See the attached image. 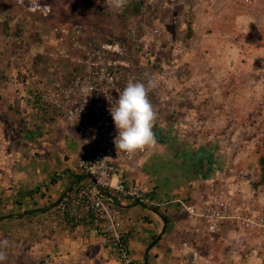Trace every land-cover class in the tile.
I'll use <instances>...</instances> for the list:
<instances>
[{"label":"crops","instance_id":"1","mask_svg":"<svg viewBox=\"0 0 264 264\" xmlns=\"http://www.w3.org/2000/svg\"><path fill=\"white\" fill-rule=\"evenodd\" d=\"M88 35L100 40L95 30L88 29ZM33 48L35 55L29 57L30 63L20 61V67L27 68L23 70L28 77L23 78L13 92L6 88L7 92L2 94L13 98L7 110L15 109L18 120L26 128L23 132L17 128L13 134L10 131V135L0 136V160L6 156L2 154L3 143L10 142L9 148L17 153L3 166L9 165V169L0 176V206L5 213L0 214V218L4 217L0 222V240L15 236L19 230L20 235L26 236L17 249L22 264H120L112 252L101 245L99 237L86 228L71 236L51 234L44 238H37L31 232L30 221L56 205L69 188L75 186L74 190L79 185L92 183L91 177L79 173L77 161L95 150L58 111L46 107L36 110L33 106L37 88H58L83 70L82 55L59 43L53 30L46 27L33 29ZM113 59L121 61L118 55ZM154 101L158 105L163 102L159 94L154 95ZM164 108V105L159 108L153 127L157 144L147 148V153L136 162L115 161L123 169L128 185L141 186L147 197L162 203L155 208L114 195L115 203L121 206L125 216L145 220L143 225L135 227L130 226L126 217L122 222V226L129 229L127 240L132 254L142 264H264V246L257 235L226 224L209 236L202 220L190 217L174 201L184 199L200 211L199 195L212 187L228 196L229 168L221 167V171L217 166L218 151L209 149L204 155L208 161L203 164L200 151L183 149L186 146V141L180 140L183 135H171L169 130L163 129L166 122L162 123L174 116L169 126L175 124L177 110L166 113ZM85 119L94 120L92 115ZM1 127L0 121V130ZM159 129L166 134H158ZM22 141L28 147L26 151L20 147L19 153L15 144ZM23 159L26 160L22 162Z\"/></svg>","mask_w":264,"mask_h":264},{"label":"rangeland","instance_id":"2","mask_svg":"<svg viewBox=\"0 0 264 264\" xmlns=\"http://www.w3.org/2000/svg\"><path fill=\"white\" fill-rule=\"evenodd\" d=\"M143 3V12L130 23L127 36L121 32L116 18L112 22L114 28L112 23H95L92 17L80 23L95 30L97 38L103 29L99 38L102 41L111 37L108 30L114 32L112 38L128 51L121 61L138 66L150 79L158 81L153 90L163 101L159 108L164 105L166 113L177 110L178 115L171 127L174 116L163 120L162 123L166 122L163 129L171 135H183L180 136V140L186 141L183 149L206 148L220 152L217 166L221 171L229 168L230 196L241 202L255 200L263 204L264 184L256 186L255 183L260 179L258 158L264 149V0H250L248 4L245 0H143ZM110 5L114 2L109 1ZM6 12L18 14L10 25L12 34L19 29L18 36L2 34L1 22ZM0 13V121L3 127L0 136L3 138L10 131L13 134L14 129L20 128L23 132L26 128L15 109L7 110L13 98L2 94L6 88L13 92L28 77L23 70L27 68L20 67V61L29 64V57L35 55L33 29L53 30L55 25L75 21L33 14L25 6L14 7L8 2ZM189 21L195 34L189 47L184 48ZM156 29L159 32L154 33ZM9 143L2 145V154L6 156L0 160V176L9 169V165L3 166L17 155ZM15 146L21 153L19 148L24 151L28 144L22 141ZM219 192L223 196L228 194ZM2 207L0 214L4 216ZM20 233L19 230L15 236L0 240V251L7 257L3 264H22L17 249L26 236Z\"/></svg>","mask_w":264,"mask_h":264},{"label":"built area","instance_id":"3","mask_svg":"<svg viewBox=\"0 0 264 264\" xmlns=\"http://www.w3.org/2000/svg\"><path fill=\"white\" fill-rule=\"evenodd\" d=\"M250 0H245L248 4ZM33 14L51 16L49 4L16 0ZM53 32L59 43L68 45L73 53L81 54L84 68L66 84L58 88H37L33 94L34 109L46 107L58 111L73 124L78 136L94 145V152L77 161L79 173L92 178V183L82 184L62 197L56 205L41 212L30 221L32 233L37 238L51 234L71 236L86 228L98 236L100 243L120 261L121 264H142L131 252L127 237L129 229L122 226L126 220L131 227L144 224L143 218L136 220L125 216L114 195L128 201L149 207L162 203L147 197L139 185H128L123 169L115 161L136 162L147 153V148L131 155L117 151L114 140L118 135L109 109L116 105L119 93L129 82H144L149 75L134 64L113 59L128 55L127 47L114 38L100 41L90 38L84 23H63L55 25ZM156 92L149 91V100L156 113L158 104L154 101ZM93 116V121L85 119ZM200 211L184 199H175L190 217H199L212 236L220 225L232 224L250 235H257L264 244V203L223 196L215 188L199 195ZM23 235V234H21Z\"/></svg>","mask_w":264,"mask_h":264},{"label":"clouds","instance_id":"4","mask_svg":"<svg viewBox=\"0 0 264 264\" xmlns=\"http://www.w3.org/2000/svg\"><path fill=\"white\" fill-rule=\"evenodd\" d=\"M126 0H114V7L121 8ZM158 86V81L151 78L144 82H129L119 93L116 105L109 109L118 135L114 140L117 151L129 155L152 148L157 144L153 132L157 113L149 100V91ZM0 251V264L6 260Z\"/></svg>","mask_w":264,"mask_h":264},{"label":"trees","instance_id":"5","mask_svg":"<svg viewBox=\"0 0 264 264\" xmlns=\"http://www.w3.org/2000/svg\"><path fill=\"white\" fill-rule=\"evenodd\" d=\"M15 1L16 0H9V1L0 0V9L4 8V4L7 2L9 3L10 6H14V7L19 6L21 8H24L23 5L17 4V2ZM33 1H37L40 4H46V3L51 4L52 17L55 19L59 18L61 21H75L74 23H78L81 22L82 20H85L88 17H92L93 22L95 23L99 22V23H106L108 25H111L113 19L116 18L115 21L119 23L121 32L124 33L126 36L128 35L130 23L132 21L137 20V18L142 13V8L144 5L143 0H126L125 5L121 8H115L114 5L112 6L110 5V7L108 6V2L109 1L114 2V0H33ZM30 2L31 0H25V4H29ZM17 17H18L17 13L14 14H8L7 12L4 13L3 20L1 22L3 25L2 26L3 35L9 37L11 35L18 36L21 33L19 29H16V31H14L13 34L10 31V25L16 20ZM113 24L114 23H112V25ZM102 30L103 29H101L100 31V37H102L101 36ZM108 32L111 33V37L108 39H111L115 35V33L112 32L111 30L110 31L108 30ZM194 34L195 32L192 29V26L190 25V21H189L186 37L184 40V48L189 47L190 40L192 39ZM258 163L260 166V179L257 181V183H255L256 186L264 184V149L260 153V156L258 158ZM3 219L4 217H1L0 222Z\"/></svg>","mask_w":264,"mask_h":264},{"label":"flooded vegetation","instance_id":"6","mask_svg":"<svg viewBox=\"0 0 264 264\" xmlns=\"http://www.w3.org/2000/svg\"><path fill=\"white\" fill-rule=\"evenodd\" d=\"M155 134H157V131H156ZM158 134L164 136V134H166V133H165L164 131H162L161 129H159ZM206 150H207V149H206ZM206 150L203 149V148H200V149L198 150V151H200L199 153H201V157H202V162H203V164L206 163V162L208 161V160H206V156L204 157V155L208 153V150H207V151H206Z\"/></svg>","mask_w":264,"mask_h":264},{"label":"water","instance_id":"7","mask_svg":"<svg viewBox=\"0 0 264 264\" xmlns=\"http://www.w3.org/2000/svg\"><path fill=\"white\" fill-rule=\"evenodd\" d=\"M73 187H75V186H72L71 188H69V189L66 191V193L63 195V197H64L65 195H67V194L72 190ZM164 222L166 223V220H165V219H164ZM164 230H165V228H164Z\"/></svg>","mask_w":264,"mask_h":264}]
</instances>
